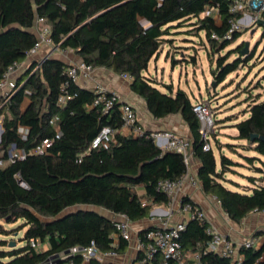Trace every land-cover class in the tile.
I'll use <instances>...</instances> for the list:
<instances>
[{"label": "trees", "instance_id": "trees-1", "mask_svg": "<svg viewBox=\"0 0 264 264\" xmlns=\"http://www.w3.org/2000/svg\"><path fill=\"white\" fill-rule=\"evenodd\" d=\"M233 1L0 0V80L14 62L26 60V53L38 40L34 31L36 20L44 18L58 49L72 51L94 68L131 75V90L144 100L154 119L182 116L193 135V154L200 163L198 180L203 192L214 196L229 218L241 224L252 212L264 213L262 94L248 101L244 120L231 119L238 130L235 139L246 143L227 145L261 175L249 177L253 184L249 190L234 191L226 186L225 175L238 162L222 153L219 169L214 148L203 149L201 122L188 94L182 90L175 92L172 85L161 88L155 78L146 75L151 61L163 53L164 45L173 43L169 38L172 30L188 23L205 32L212 50L217 53L235 43L241 32L231 38L227 36L230 20L241 18L231 11ZM209 9L217 11L220 23L213 16H202ZM214 34L217 39L213 38ZM244 47L242 43L217 59L212 74L218 85L253 58L242 54ZM192 60L195 62V57ZM68 67L53 57L33 62L10 96H0V117L4 116L0 160L5 162L0 166V221L20 222L15 230H25L22 247L16 243L11 247L14 242L0 240V264H44L53 256L74 247H87L93 241L102 253L122 254L129 243L122 237L116 241L119 231L115 218L126 215L131 222L149 218L153 205L169 203L168 197L158 191V184L175 180L188 171L183 156L162 150L150 130H145L140 137L124 135L120 131L123 126L120 104H115L108 116L104 115L100 107H92L97 96L94 90L71 83L67 90L75 96L64 106L60 105L58 100L68 79ZM56 117L61 131L58 139L56 128L49 123ZM105 126L117 131L115 141L108 148L90 150L92 141ZM253 135L259 139L251 141ZM45 139L54 140L49 153L32 154ZM13 146L27 157L9 163ZM239 148L254 151L257 156L240 154ZM255 161L261 166H256ZM140 185L145 187L152 205H144L134 191ZM184 201L202 210L194 201ZM65 214L70 215L58 220ZM210 225L206 219L188 220L181 234L184 251L197 252L205 264H239L234 258L208 251ZM0 229L2 235H13V230L2 226ZM259 235L264 236L256 234L255 238ZM32 240L46 244L47 249L32 248ZM240 254L243 255L240 264H264V240L258 248L242 247ZM141 258L139 255L138 260ZM71 261L83 263L77 256L59 264ZM162 263L158 255L147 264ZM89 264L114 263L93 259Z\"/></svg>", "mask_w": 264, "mask_h": 264}, {"label": "built area", "instance_id": "built-area-1", "mask_svg": "<svg viewBox=\"0 0 264 264\" xmlns=\"http://www.w3.org/2000/svg\"><path fill=\"white\" fill-rule=\"evenodd\" d=\"M231 11L233 14L240 15L241 18H232L230 20V30L228 38L234 33L243 32L245 28L251 25H257L259 20L263 19L264 13V0H234L231 5ZM217 11L207 10L203 16H217ZM34 31L38 36V40L35 46L26 53V59L33 58L43 46L55 47L52 39L51 29L46 24L44 18H38L34 27ZM213 38H218L216 34ZM55 52V51H53ZM24 65L23 62H14L6 71L2 80H0V96L9 97L12 91L16 88L17 80L15 75ZM95 71L92 65L80 62L79 64L69 65L67 69V81L63 85L62 94L59 97V104L64 106L70 98L75 95L70 94L67 90L71 83H79L81 78L90 79ZM121 77L131 83L133 77L128 74H122ZM97 96L92 104V107H100L104 115L108 116L115 104H120L121 114L123 119V126L120 130L124 135L140 137L145 134L144 128L140 125L138 111L129 102H122L119 94L111 92L108 89L98 86L95 90ZM193 111L196 113L201 122L200 134L204 141L203 149L205 151L211 150L210 138L212 133H215V121L213 116V110L211 105L207 102H198L194 104ZM4 116L0 122H3ZM59 118H53L49 121L50 125L56 128V139L61 137V131L57 125ZM3 126V123L0 125ZM116 130L110 126L103 127L98 135L94 138L91 143L90 150L99 148H108L112 142L115 141ZM27 131H23V137H25ZM151 137L155 140L156 144L164 151H172L183 156L186 164L189 165L193 154V143L183 135L175 132H152ZM54 140L45 139L38 144L33 150L32 154L37 156H44L49 153V149L52 147ZM13 146L9 151V163L14 162L16 159H25L27 154L23 151H19ZM5 162L0 160V166H3ZM186 183H189L194 188H200V182L195 177H192L187 171L175 180H164L158 184V191L165 194L169 203L167 204L170 208L169 218L174 215L177 211V198L181 193ZM144 205L149 204L143 202ZM178 210L187 215L188 220L206 219L203 210H200L197 206H193L190 202L180 200L178 204ZM168 218V217H167ZM161 219L160 225L153 228H149L144 231L142 235H138L136 240L133 238L132 222L126 215H119L115 218L117 222V228L119 235L116 237L118 241L119 237H122L125 241L130 243L134 242V247L142 258L138 260V264H147L155 259L156 256L160 255L163 259L162 264H187L188 256L181 243V234L186 229L187 222H180L175 225L171 224L169 219ZM207 233L211 235V240L208 244V251L219 254L223 257L234 258L239 264L243 261V255L240 254L242 247L251 248L256 246V240L249 238L245 240L240 247H237L229 238L219 233L214 227L210 225L207 229ZM32 248L36 250H43V243L39 240L31 241ZM81 257L83 260L82 264H89L91 260L96 259L99 262L106 263L109 260L115 259L117 253L105 252L102 253L97 244L93 241L87 247H74L68 252L57 255L56 258H50L44 264H59L67 258ZM193 261V264H205L201 260L199 254L189 256ZM69 264H76L71 261Z\"/></svg>", "mask_w": 264, "mask_h": 264}, {"label": "rangeland", "instance_id": "rangeland-1", "mask_svg": "<svg viewBox=\"0 0 264 264\" xmlns=\"http://www.w3.org/2000/svg\"><path fill=\"white\" fill-rule=\"evenodd\" d=\"M217 22L220 23L218 17ZM172 31L173 34L169 38L173 40V43L168 44V49L164 48L159 60L156 61L154 58L151 61L146 75L155 78L160 83L161 88L164 85H172L175 92L178 90L186 92L194 104L207 102L211 105L215 121V133H212L210 138L211 146L214 148L219 162V150L238 162L237 166L229 169L225 177L231 190L242 191V188L231 183L247 184L248 180L243 178V175L245 177H257V173L253 171L254 166L246 159L238 154H232L233 150L227 144L237 141L221 132L225 130L229 134L232 131L233 127H222L223 124L231 126L233 124L232 118L237 117L236 122L244 120L243 113L246 111L248 101L251 100L252 96L262 94V99H264V26L259 24L248 26L241 32V37L235 43L219 53L212 50L205 32H199V29L190 23ZM247 42L250 43L248 56L253 58L247 63L241 64L239 69L230 74L224 83L218 85L212 74L217 66V59L224 56L230 49ZM182 47H186V49L181 51ZM237 56H232L230 61L236 59ZM193 57H195V62L192 60ZM27 62L29 59H26L24 64ZM2 123L1 121L0 125ZM220 135L222 138L219 139L218 136ZM244 152L249 156H257L254 151ZM247 165H250L251 168L248 169ZM255 165L261 166L259 161H255ZM20 224V222L6 224L0 221V226L5 230H13V235L0 234V240L14 242L16 245L18 244V247L24 246L25 242H21V239L24 238L25 230H15Z\"/></svg>", "mask_w": 264, "mask_h": 264}, {"label": "crops", "instance_id": "crops-1", "mask_svg": "<svg viewBox=\"0 0 264 264\" xmlns=\"http://www.w3.org/2000/svg\"><path fill=\"white\" fill-rule=\"evenodd\" d=\"M217 17L218 15L214 17L215 20H217ZM168 47V44L164 45L165 49H168ZM182 48L183 49H181V51L186 49V47ZM48 57L59 58L68 65L79 64L80 62H82L80 57L75 55L72 51L60 50L57 47L51 48L48 46H43L38 54L31 58L29 62H27V64H24L22 68L17 72V74L15 75V80L18 81L25 74L26 69L32 64V62H42ZM159 58H157L156 61L159 60ZM78 85L82 88H88L90 90H95L98 86H102L111 92H116L117 94H119L122 102H129L137 109L140 125L144 128V130H150L151 132H175L183 135L190 141H192L193 139L191 130L185 123L181 115H173L164 119H154L148 113L144 100L133 93V91L131 90V84L128 81L124 80L121 75L115 74L112 71L104 68H95L92 77L90 79L81 78ZM247 116L248 115H246L245 117ZM233 124H231V126H228L229 124H223L222 127H233ZM231 130L232 131L229 134L228 132H225V130H222L221 133L225 136L232 137L233 140H236L235 137H237L238 135V130L234 127ZM218 138H222V135L218 136ZM236 141L237 142L233 144L240 145L246 143L245 141ZM238 152L240 154L248 155L242 149H238ZM222 153L223 151L221 152L219 150L218 154L221 155ZM232 154L236 155L235 153ZM217 161L218 168L220 169V162L218 159ZM247 167L248 169L251 168L250 165H247ZM199 168L200 163L193 155L188 172L192 177L198 179ZM260 176V174H257V177H254L259 178ZM243 178L248 180V182H246L247 184L234 182L231 184L242 188V190H249L251 187H253V184L250 182L249 177H245L243 175ZM226 186L229 188V182H226ZM134 191L143 202H147L149 203V205H152V201L149 200L146 196V190L144 186H137L134 188ZM185 199L194 201L203 210L211 226L214 227L219 233L229 238L237 247H240V245L249 238H254L256 240V248L262 245L264 236L259 235L255 238V235L264 234V213L252 212L247 218L242 221L241 224H238L229 218L227 213H225V211L222 209L220 202L214 196L205 194L201 187L194 188L189 183L185 184L181 193L178 195V201L176 204L177 211L173 216H171L170 218L168 216V213L170 211L168 205H153L149 218L137 222H132L133 238H135L136 240L137 236L143 233L146 229L159 226L161 219H166L167 217V219H169L171 224L173 225L180 222H188L187 215L182 214L178 210V204L180 200ZM43 249H47L46 244ZM185 252L189 254V256L198 254L197 252L192 251ZM189 256L187 264H193V261ZM108 262H112L114 264H138V252L134 247V242L130 243L124 253L117 254V257L115 259L109 260Z\"/></svg>", "mask_w": 264, "mask_h": 264}, {"label": "water", "instance_id": "water-1", "mask_svg": "<svg viewBox=\"0 0 264 264\" xmlns=\"http://www.w3.org/2000/svg\"><path fill=\"white\" fill-rule=\"evenodd\" d=\"M259 25H261V26H264V19H261V20H259V23H258ZM253 33H255V31H253ZM249 53H250V43H246L245 44V47H244V49H243V51H242V54L244 55V56H248L249 55ZM56 59H58V60H61V59H59V58H56ZM34 62H36V61H34ZM32 64H33V62H32ZM3 133H4V128H3V126H0V143H1V140H2V135H3ZM257 139H259V136L258 135H253L252 137H251V141H255V140H257ZM262 140H264V137L262 138ZM15 148V147H14ZM21 184L23 185V186H25L26 187V184L24 183V182H21ZM94 210H96V209H92V211H94ZM68 215H70V214H65L64 216H61L60 218H58V220H61V219H64L65 217H67ZM151 228H153V227H151ZM149 229V228H148ZM148 229H146V230H148ZM145 230V231H146ZM11 247H13V246H15V243H13V244H11L10 245ZM57 257V255L56 256H53L52 258H56Z\"/></svg>", "mask_w": 264, "mask_h": 264}]
</instances>
